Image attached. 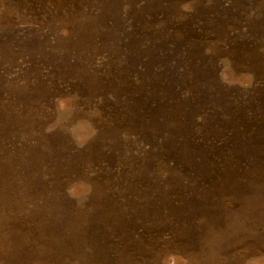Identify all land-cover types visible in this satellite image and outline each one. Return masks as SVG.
Here are the masks:
<instances>
[{
  "label": "rangeland",
  "instance_id": "1",
  "mask_svg": "<svg viewBox=\"0 0 264 264\" xmlns=\"http://www.w3.org/2000/svg\"><path fill=\"white\" fill-rule=\"evenodd\" d=\"M0 264H264V0H0Z\"/></svg>",
  "mask_w": 264,
  "mask_h": 264
}]
</instances>
